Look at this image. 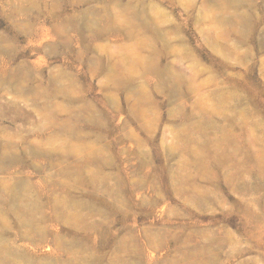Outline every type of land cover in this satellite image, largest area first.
I'll use <instances>...</instances> for the list:
<instances>
[{
    "label": "rangeland",
    "instance_id": "1",
    "mask_svg": "<svg viewBox=\"0 0 264 264\" xmlns=\"http://www.w3.org/2000/svg\"><path fill=\"white\" fill-rule=\"evenodd\" d=\"M0 264H264V0H0Z\"/></svg>",
    "mask_w": 264,
    "mask_h": 264
}]
</instances>
